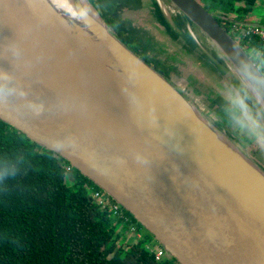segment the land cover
<instances>
[{"label": "water", "instance_id": "95a60500", "mask_svg": "<svg viewBox=\"0 0 264 264\" xmlns=\"http://www.w3.org/2000/svg\"><path fill=\"white\" fill-rule=\"evenodd\" d=\"M83 1L73 0L133 91L47 0H0V120L84 175L179 264H264V170ZM166 1L220 51L264 121L254 60L200 0Z\"/></svg>", "mask_w": 264, "mask_h": 264}, {"label": "trees", "instance_id": "16d2710c", "mask_svg": "<svg viewBox=\"0 0 264 264\" xmlns=\"http://www.w3.org/2000/svg\"><path fill=\"white\" fill-rule=\"evenodd\" d=\"M89 1L102 7V17L125 44L148 64L157 63L139 51L145 45L136 38L141 29L121 18L122 9L138 10L142 0ZM200 1L232 36V30L239 35L238 28H248L251 21L264 25L262 0ZM241 40L250 57L263 52L259 36ZM261 55L259 63L251 58L264 75ZM154 65L169 79V71ZM96 191L103 192L54 152L0 120V264H179L173 257L156 260L147 242H158L149 233L128 240L131 224L144 228L128 211L131 221L125 224L111 210L102 209L94 198Z\"/></svg>", "mask_w": 264, "mask_h": 264}, {"label": "crops", "instance_id": "0c3cea01", "mask_svg": "<svg viewBox=\"0 0 264 264\" xmlns=\"http://www.w3.org/2000/svg\"><path fill=\"white\" fill-rule=\"evenodd\" d=\"M166 4L168 5V9L163 5L161 0H142L141 8L147 5L154 6V14L156 17L154 27L159 30V33L167 38L168 41H171L170 43L172 44L169 43L170 46L175 49L176 46L181 47L183 53L188 54L189 59L193 61V67L196 69V73L187 80L189 85L193 88V93H200L197 89V85L201 83L199 81L201 76H198L199 73L197 72L199 67L200 70L206 73V81L203 82L214 85V89H208L209 95L211 94V96H208V100L215 105H219L220 108L227 106L224 108L225 111L221 112V114L223 113L227 117L225 120L229 119L227 110L231 107V104L229 101L226 102L223 99L229 100L231 95L239 92L241 95L247 97V104L253 114L256 115L261 124L264 125V121H262L261 117L258 115V113L261 112V107L257 100L251 95L250 90L245 86L242 78L232 70L220 51L204 34L196 29L188 19L183 14L179 13L171 4L167 2ZM168 11H170V14L167 13ZM188 26L191 28L188 29ZM193 28L194 37L191 35ZM148 39L146 40L147 42H149L150 39L152 40V37L150 36ZM198 44L203 51L199 52L197 47ZM202 78H204V76ZM190 101L202 111L197 103H194L192 100ZM212 107L213 105L211 108ZM211 108L209 107V110ZM215 121L214 124L219 127L222 126L219 120ZM227 137L233 140L240 148H243L246 143H252V140L250 141V138L246 135L241 138V141L234 136L227 135Z\"/></svg>", "mask_w": 264, "mask_h": 264}, {"label": "rangeland", "instance_id": "374dc122", "mask_svg": "<svg viewBox=\"0 0 264 264\" xmlns=\"http://www.w3.org/2000/svg\"><path fill=\"white\" fill-rule=\"evenodd\" d=\"M161 1L163 5L167 8L168 6L166 4L167 1L166 0H161ZM101 8H102L101 6H98V7L93 6L91 11L98 16V13H100V15L102 13ZM209 9L211 10L210 7ZM167 13L170 14V11H168ZM121 18L123 20L131 21L134 27L141 29L142 32L139 34V36H136V38L137 40L141 39L142 41H144L145 45L142 46L144 50L141 49L139 51H142L141 53L143 55H146L151 62L154 60L157 61V63L154 62L153 64L151 63V65L155 67L154 64H156L165 73L169 71V79L190 100H192L194 103H197L199 105V107L202 109L201 112L203 113V116L206 119L210 120L212 123L216 122L215 120H219L221 123L222 122L226 123V124L222 123V126L218 127L220 130V133L225 138L227 135L234 136L239 141H241V138L244 135H246L247 137L250 138V141L252 140L251 144L246 143L243 146V148L241 147V149L244 153L249 155L253 159V161H255L256 164H258L264 170V151L260 150L256 146L254 138L250 137L247 132L239 131L238 128L232 124V122H229V121L227 122V120H225L226 118H224L221 112H224L225 111L224 108H226L227 106L220 108L219 105H215L214 103L208 100V96H211V94L209 95L208 89L209 88L214 89V85L212 84L210 85L208 84V82H203V81H206L205 79L206 73L205 71L200 70L199 67H198L197 72L199 73L198 76H201V79L199 80L201 83L197 85V89L200 93H196V94L193 93V88L189 85L187 80L190 77L194 76V74L196 73V69L193 67L194 63L192 60L189 59L188 54L183 53V50L181 47L176 46V49H175L172 46H170V44H172L170 43L171 41H168L167 38H165L161 33H159V30H157L154 27V24L156 22V17L154 14V6L147 5V6H143L141 9H138V10L124 8L121 11ZM189 28L191 27L188 26V29ZM193 31H194V28L192 29V34H191L194 37ZM231 33L234 35L233 37L235 38V40L241 43L240 41H242L241 40L242 36L240 34L236 35V33L233 30ZM150 36L152 37V40L150 39L149 46L147 47L146 40L148 39V37L150 38ZM197 47L199 49V52L203 51L202 48L199 46V44L197 45ZM144 51H146V53ZM259 55L251 56L252 58H254V60H256V63H259V61L262 60L261 58H259V57H262V55L261 54ZM203 76L204 78H202ZM223 100H225L226 102L229 101V100H226L225 98ZM225 104H228V103H225ZM212 105L213 107L211 108ZM209 107L211 108L210 110H209ZM68 182L69 183L71 182L69 178H68ZM141 232L144 235L146 233H149L146 229L145 230L141 229ZM127 237H128V234H127ZM152 241L153 240H150L147 243H150ZM153 243H155V241H153Z\"/></svg>", "mask_w": 264, "mask_h": 264}, {"label": "bare ground", "instance_id": "6f19581e", "mask_svg": "<svg viewBox=\"0 0 264 264\" xmlns=\"http://www.w3.org/2000/svg\"><path fill=\"white\" fill-rule=\"evenodd\" d=\"M47 1L52 5V7L55 6L54 9H56L59 13H62L66 19L72 22L70 28L76 30L79 36L78 39H80V41L89 44L90 50L95 55L94 58L98 59V61L103 66L105 64L107 67L105 66L104 67L107 70H109V72H111L112 74L116 73L121 80L125 81V83L130 86L132 92L134 88L133 85L129 83L130 79L128 76H126L127 75L126 72L123 69H121L119 64L114 59L115 57L113 58V56L109 53L106 47L95 37L90 27L86 25L84 20L81 18L79 12L81 9L78 10L77 5L80 7L84 5L80 2H77L75 6L73 0H47ZM65 9L68 10L72 9L73 11L72 13H70ZM112 77L115 80H117L116 77H114L113 75ZM223 124L226 123L223 122Z\"/></svg>", "mask_w": 264, "mask_h": 264}, {"label": "clouds", "instance_id": "9594fccd", "mask_svg": "<svg viewBox=\"0 0 264 264\" xmlns=\"http://www.w3.org/2000/svg\"><path fill=\"white\" fill-rule=\"evenodd\" d=\"M69 11L72 13V9ZM231 107L227 110L230 121L241 132H247L250 137L254 138L256 146L264 151V125L256 115L253 114L247 104V97L236 92L229 98Z\"/></svg>", "mask_w": 264, "mask_h": 264}, {"label": "built area", "instance_id": "2783aa9c", "mask_svg": "<svg viewBox=\"0 0 264 264\" xmlns=\"http://www.w3.org/2000/svg\"><path fill=\"white\" fill-rule=\"evenodd\" d=\"M238 29L240 30V34L242 37H248L250 35L259 36L263 44L262 49H264V29L250 27V26L248 28L240 27ZM262 53L264 54V51ZM94 198L97 200L98 204L102 207V209L111 210V212L115 216H117L120 220H122L125 224L131 221L128 215L125 213V210L117 203L111 202L106 195L102 194L99 191H96L94 193ZM127 234H128L127 237L128 240L129 238L130 239L135 238L140 240L144 237V234L141 232V230H139L134 224H131L129 226V231L127 232ZM147 247L149 248L150 251L155 253V258L157 261L164 260L165 258L166 259L171 258L168 252L164 248H162L158 243L150 242Z\"/></svg>", "mask_w": 264, "mask_h": 264}]
</instances>
